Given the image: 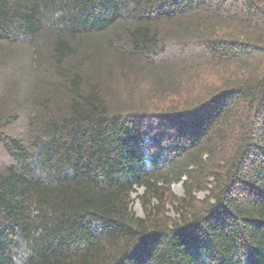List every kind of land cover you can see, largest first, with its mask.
I'll return each mask as SVG.
<instances>
[{"label":"trees","instance_id":"1","mask_svg":"<svg viewBox=\"0 0 264 264\" xmlns=\"http://www.w3.org/2000/svg\"><path fill=\"white\" fill-rule=\"evenodd\" d=\"M23 243L264 264V0H0V264Z\"/></svg>","mask_w":264,"mask_h":264},{"label":"clouds","instance_id":"2","mask_svg":"<svg viewBox=\"0 0 264 264\" xmlns=\"http://www.w3.org/2000/svg\"><path fill=\"white\" fill-rule=\"evenodd\" d=\"M32 214L35 215V208L32 209ZM12 260L14 264H25L28 256L30 255V249L27 243L21 244L18 249H13Z\"/></svg>","mask_w":264,"mask_h":264},{"label":"rangeland","instance_id":"3","mask_svg":"<svg viewBox=\"0 0 264 264\" xmlns=\"http://www.w3.org/2000/svg\"><path fill=\"white\" fill-rule=\"evenodd\" d=\"M181 58H182V55L181 54H177L176 58H174L175 60H173V61L181 60ZM175 76L178 77V73L176 74V72H175ZM172 188H173V191H174L175 194H177V195H181L182 194V188H181V184L180 183L173 184ZM138 192L140 193L141 189H139ZM198 196L202 197L203 193H199ZM133 197H134V202L132 204V208H133L134 212L138 216H142V209H141L140 202H139V200L137 198H135V194L133 195Z\"/></svg>","mask_w":264,"mask_h":264}]
</instances>
